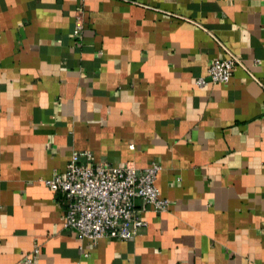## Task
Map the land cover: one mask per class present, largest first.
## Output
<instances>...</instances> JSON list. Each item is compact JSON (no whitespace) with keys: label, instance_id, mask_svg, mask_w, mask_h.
<instances>
[{"label":"crops","instance_id":"0c3cea01","mask_svg":"<svg viewBox=\"0 0 264 264\" xmlns=\"http://www.w3.org/2000/svg\"><path fill=\"white\" fill-rule=\"evenodd\" d=\"M227 53L243 67L198 86ZM73 152L158 162L168 209L135 198L129 240L64 228L43 181ZM34 248L32 264H264V0H0V264Z\"/></svg>","mask_w":264,"mask_h":264},{"label":"built area","instance_id":"2783aa9c","mask_svg":"<svg viewBox=\"0 0 264 264\" xmlns=\"http://www.w3.org/2000/svg\"><path fill=\"white\" fill-rule=\"evenodd\" d=\"M84 28L82 13L78 11L72 30L73 37L80 39ZM257 62V61H256ZM236 66L243 67L241 59L227 53L215 58L207 67L205 76L195 80L198 86L209 82L227 83ZM90 157L89 153H83ZM82 154H70L66 167L44 179V184L54 192H60L65 201L63 227L76 231L82 238L95 243L102 238L129 240L146 225L135 207V198H140L153 212H163L169 200L163 197L155 185L160 165L152 161L143 169L131 164L114 166L106 163L81 161ZM38 248L24 258L32 264Z\"/></svg>","mask_w":264,"mask_h":264}]
</instances>
